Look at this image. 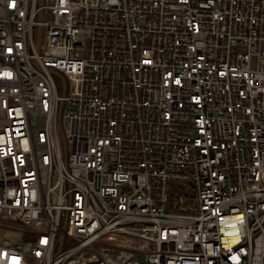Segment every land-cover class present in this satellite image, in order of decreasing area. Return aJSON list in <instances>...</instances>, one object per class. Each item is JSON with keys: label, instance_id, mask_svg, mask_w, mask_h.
I'll use <instances>...</instances> for the list:
<instances>
[{"label": "built area", "instance_id": "1", "mask_svg": "<svg viewBox=\"0 0 264 264\" xmlns=\"http://www.w3.org/2000/svg\"><path fill=\"white\" fill-rule=\"evenodd\" d=\"M0 264H264V0H0Z\"/></svg>", "mask_w": 264, "mask_h": 264}, {"label": "water", "instance_id": "2", "mask_svg": "<svg viewBox=\"0 0 264 264\" xmlns=\"http://www.w3.org/2000/svg\"><path fill=\"white\" fill-rule=\"evenodd\" d=\"M42 2H43V0H38V6H39V7H41ZM40 16H41V12L39 11V12H38V19L40 18ZM39 39H40V30L38 29V31H37V35H36V49H38ZM62 91H63V92L65 91V85H64V84L62 85ZM59 118H60V116H59ZM60 130H61V128H60ZM65 150H66V149L64 148V151H65Z\"/></svg>", "mask_w": 264, "mask_h": 264}, {"label": "rangeland", "instance_id": "3", "mask_svg": "<svg viewBox=\"0 0 264 264\" xmlns=\"http://www.w3.org/2000/svg\"><path fill=\"white\" fill-rule=\"evenodd\" d=\"M8 236H10L11 238H14L15 236H13V234L12 233H9L8 231L7 232H5ZM16 236H17V234H15Z\"/></svg>", "mask_w": 264, "mask_h": 264}]
</instances>
